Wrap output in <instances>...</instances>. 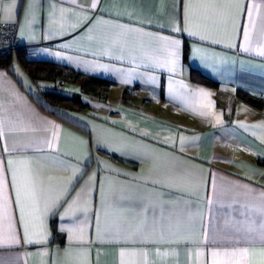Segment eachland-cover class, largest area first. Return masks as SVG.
Wrapping results in <instances>:
<instances>
[{"label":"crops","instance_id":"0c3cea01","mask_svg":"<svg viewBox=\"0 0 264 264\" xmlns=\"http://www.w3.org/2000/svg\"><path fill=\"white\" fill-rule=\"evenodd\" d=\"M1 25L112 83L71 107L0 65V264H264V107L238 94L264 97V0H0Z\"/></svg>","mask_w":264,"mask_h":264},{"label":"trees","instance_id":"16d2710c","mask_svg":"<svg viewBox=\"0 0 264 264\" xmlns=\"http://www.w3.org/2000/svg\"><path fill=\"white\" fill-rule=\"evenodd\" d=\"M185 50V60L188 61V46H186ZM14 57L19 59L33 78H62L64 80L73 81L79 84L82 92L97 94L105 90L112 83L109 79L85 74L53 61L30 59L25 55L23 48H19L15 53L0 52V65H10ZM191 75L201 79L203 82L217 85L215 81L209 79L197 69L191 68ZM238 94L250 103L258 107H264V97L253 95L241 88L238 89ZM43 95L45 99L51 103L78 108H84L88 105V103L83 100L81 93L66 94L57 88H46L43 90Z\"/></svg>","mask_w":264,"mask_h":264},{"label":"rangeland","instance_id":"374dc122","mask_svg":"<svg viewBox=\"0 0 264 264\" xmlns=\"http://www.w3.org/2000/svg\"><path fill=\"white\" fill-rule=\"evenodd\" d=\"M43 83L47 84L48 87L51 86V88H57L59 90H62L64 92H68V93H74V92L80 91V87L78 85H75L72 82H68V80H64L62 78L43 80ZM132 93H133V90L130 92V94H132ZM84 95L86 96V93H84ZM87 95H89L90 97H94V98L95 97H101L102 98L105 95V90H102V92L97 93V94L89 93Z\"/></svg>","mask_w":264,"mask_h":264},{"label":"built area","instance_id":"2783aa9c","mask_svg":"<svg viewBox=\"0 0 264 264\" xmlns=\"http://www.w3.org/2000/svg\"><path fill=\"white\" fill-rule=\"evenodd\" d=\"M14 31L15 28L13 25L0 26V41L4 43L10 41V44L7 48L8 52L16 51L18 48H20L17 42L12 41Z\"/></svg>","mask_w":264,"mask_h":264},{"label":"snow or ice","instance_id":"6c2138e0","mask_svg":"<svg viewBox=\"0 0 264 264\" xmlns=\"http://www.w3.org/2000/svg\"><path fill=\"white\" fill-rule=\"evenodd\" d=\"M13 2H15V0H13ZM247 11V10H246ZM247 15H248V17H249V19L251 20V17H252V12L251 11H247ZM171 44H173V45H177L179 42L178 41H171L170 42ZM247 50V49H246ZM262 55H264V53H261ZM18 193H17V200H16V202L17 203H19V200H18ZM261 195L262 196H264V193H261ZM5 204H7V200H5ZM261 222H264V217H261ZM251 230V229H250ZM221 253H219V252H213L212 253V256L213 257H216L217 255H220ZM224 255H229V256H231V255H235L236 253L235 252H224L223 253Z\"/></svg>","mask_w":264,"mask_h":264}]
</instances>
